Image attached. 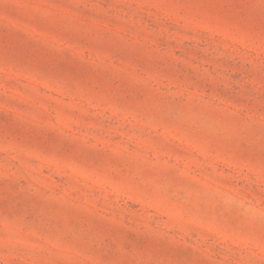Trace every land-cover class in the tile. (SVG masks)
Instances as JSON below:
<instances>
[{"label": "rangeland", "instance_id": "rangeland-1", "mask_svg": "<svg viewBox=\"0 0 264 264\" xmlns=\"http://www.w3.org/2000/svg\"><path fill=\"white\" fill-rule=\"evenodd\" d=\"M0 264H264V0H0Z\"/></svg>", "mask_w": 264, "mask_h": 264}]
</instances>
